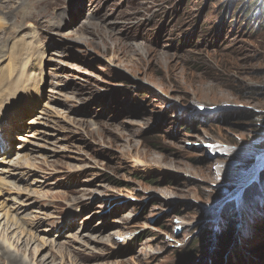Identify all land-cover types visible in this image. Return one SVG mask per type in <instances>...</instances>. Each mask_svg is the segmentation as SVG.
<instances>
[{"label": "rangeland", "instance_id": "rangeland-1", "mask_svg": "<svg viewBox=\"0 0 264 264\" xmlns=\"http://www.w3.org/2000/svg\"><path fill=\"white\" fill-rule=\"evenodd\" d=\"M256 3L0 0V47L31 43L39 85L12 148L33 171L4 209L65 264H264Z\"/></svg>", "mask_w": 264, "mask_h": 264}, {"label": "bare ground", "instance_id": "bare-ground-1", "mask_svg": "<svg viewBox=\"0 0 264 264\" xmlns=\"http://www.w3.org/2000/svg\"><path fill=\"white\" fill-rule=\"evenodd\" d=\"M6 9L7 12L0 7V34L14 22V16L12 22L9 18L10 15L4 17L6 22L1 18V14L10 13L11 9ZM27 18L30 17H26L25 21ZM10 39L11 37L3 40L1 42L3 46L0 47L2 49L0 58L3 60L0 61V148L8 149L7 152L0 155V165L8 167L0 168V184L4 185V187L0 186V264H65L62 246H57L53 241L39 238L30 233V230H25L21 226L22 224H19L21 219L18 222L14 215L9 214L10 209H4L6 208L5 201L9 199L4 197H10L14 193L19 196L25 192L24 189L16 185L17 176L18 179L23 176L28 177L33 171V168L28 166L34 164L31 162L32 159H29L28 156L13 158L17 153L12 152V148L14 134L21 133L19 127L22 119L27 113L31 114V103L25 98L33 101L36 97L35 91L38 90L36 86H39L35 76L36 64L34 65L37 55L31 56L29 53L31 50L33 51V45L27 43L25 38L12 39L11 41ZM4 51L5 53L2 54ZM31 60L33 65H30ZM16 140L25 142L21 136ZM28 159L29 161H27ZM133 167L139 169L143 167V164L137 162ZM216 172L219 174L221 169L217 168ZM14 174L17 176L13 177ZM34 193L38 194V192ZM33 219L30 224L32 228L36 223V220ZM126 238V236L120 237L124 242L130 240L127 238L125 241ZM47 250L48 253H45Z\"/></svg>", "mask_w": 264, "mask_h": 264}, {"label": "trees", "instance_id": "trees-1", "mask_svg": "<svg viewBox=\"0 0 264 264\" xmlns=\"http://www.w3.org/2000/svg\"><path fill=\"white\" fill-rule=\"evenodd\" d=\"M246 1V5H247V7L245 8V7H243V12L244 13H246L247 15H250V16H252V15H254V12H252V11H249V9L248 8H251L252 7V4L254 5V4H257L256 2L258 1V0H244V2ZM233 2L234 1H232L231 2V4H233ZM250 2L252 3V4H250ZM261 6H258V7H256V11L258 12H262V16H264V0H261ZM239 10V8H237L236 9V11H238ZM257 12H256V14H257ZM250 27L251 28H253L252 27V25H250ZM264 27V17H262L261 18V26H260V28H263ZM260 28H258V29H260ZM246 29H248V28H246ZM251 30V29H250ZM222 118V116L220 117V119ZM209 121H211V120H209ZM221 122V121H220ZM264 171V170H263ZM261 177L264 179V172H263V175H261ZM233 224L231 223L230 224V226H229V231H230V234H229V237H228V239H226V241L225 242H222L223 244L221 245L222 247H225L227 244H228V241L230 240V237H231V235H232V232H233V226H232ZM194 244L195 245H197V244H199V242H198V240L196 241V242H194ZM198 246V245H197ZM193 247V249H195V248H197L196 246H192ZM188 256H190V255H188Z\"/></svg>", "mask_w": 264, "mask_h": 264}, {"label": "water", "instance_id": "water-1", "mask_svg": "<svg viewBox=\"0 0 264 264\" xmlns=\"http://www.w3.org/2000/svg\"><path fill=\"white\" fill-rule=\"evenodd\" d=\"M262 168H263V167H261V168L259 169V171H261Z\"/></svg>", "mask_w": 264, "mask_h": 264}]
</instances>
